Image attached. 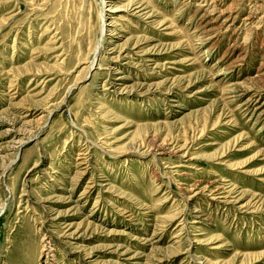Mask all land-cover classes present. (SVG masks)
<instances>
[{
  "label": "rangeland",
  "instance_id": "1",
  "mask_svg": "<svg viewBox=\"0 0 264 264\" xmlns=\"http://www.w3.org/2000/svg\"><path fill=\"white\" fill-rule=\"evenodd\" d=\"M96 1L0 0V264H264V0H111L88 69Z\"/></svg>",
  "mask_w": 264,
  "mask_h": 264
},
{
  "label": "bare ground",
  "instance_id": "2",
  "mask_svg": "<svg viewBox=\"0 0 264 264\" xmlns=\"http://www.w3.org/2000/svg\"><path fill=\"white\" fill-rule=\"evenodd\" d=\"M111 0H98V2L96 1L95 3V10H96V18H97V21H98V32H97V36H96V39L93 43V48H92V53H91V56L89 58V61L87 63V67L88 69L89 68H92L93 64L96 63V60L101 52V48H102V42H103V39H104V22H105V19H107V13H106V10L107 9V6H111L110 4ZM92 6V8H93ZM90 8H91V5H90ZM91 8V10H92ZM89 9V8H88ZM94 9V8H93ZM90 10V9H89ZM94 10V11H95ZM111 11H117L116 9H112ZM90 21V20H89ZM109 25V24H108ZM111 34V33H110ZM95 37V36H94ZM90 44V43H89ZM29 131V130H28ZM25 132V130H24ZM32 133V132H31ZM25 134V133H24ZM29 136V135H27ZM29 139V138H28ZM27 139V140H28ZM11 144V143H10ZM15 144H17L18 146L15 147ZM25 144V142H23V140H19L18 142H13V145L11 144V149L12 150H17V149H20L23 145ZM1 148V147H0ZM1 150V149H0ZM12 164V163H11ZM2 171V170H1ZM4 210V208H1L0 211ZM48 243V242H47ZM49 244V243H48ZM46 245V244H45ZM48 246V245H46ZM42 248V247H41ZM43 249V248H42ZM33 252H26L23 256H33ZM49 257V256H48ZM40 258V256H39ZM46 259V258H45ZM48 261V260H47ZM46 263V262H45ZM18 264H21V262H19Z\"/></svg>",
  "mask_w": 264,
  "mask_h": 264
}]
</instances>
